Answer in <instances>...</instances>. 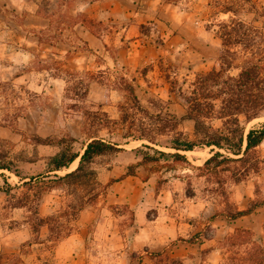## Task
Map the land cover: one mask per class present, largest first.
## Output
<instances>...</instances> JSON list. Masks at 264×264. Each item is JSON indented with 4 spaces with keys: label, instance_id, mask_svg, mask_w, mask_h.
Wrapping results in <instances>:
<instances>
[{
    "label": "rangeland",
    "instance_id": "obj_1",
    "mask_svg": "<svg viewBox=\"0 0 264 264\" xmlns=\"http://www.w3.org/2000/svg\"><path fill=\"white\" fill-rule=\"evenodd\" d=\"M27 2L36 9L43 26L30 29L37 46L31 48V59L26 64H17L5 72L0 70V164L10 167L0 170V236L26 229L32 234L31 241H36L44 228L42 232L46 229L48 239L52 240L48 229L52 225H60L70 230L69 234L73 233L77 229L76 218L55 216L70 212V206L79 199L86 201L95 192H99L98 197L85 207L97 203L111 187L121 202L109 203V214L121 216L122 229L136 230L131 206L140 204L148 194L142 187L148 182L155 185L154 191L150 189L151 194L161 190L167 195L165 201L168 200L160 202L161 205L151 201L149 218L157 215L159 206L171 210L162 216L164 218L183 216L187 219L191 216V207L203 206L207 211L202 215V222L212 219L218 222L251 202H264V140L246 163L230 162L210 166L208 170L198 169L216 150L202 147L182 152L188 163L159 157L157 162L136 166L133 175L118 179L129 165L140 160L136 148L142 144L164 152L173 151L169 147L173 118L179 119L185 111L179 92L188 88L197 73L215 67L221 48L217 35L219 21L231 16L253 23L261 29L264 45V0ZM225 6L237 10L236 15L220 12ZM147 7L154 8L153 13L147 14ZM13 18L17 23L23 20L18 12ZM132 25L134 28L130 29ZM21 33L17 29L13 36L1 34L0 37L15 40V47H20ZM136 35L141 38V45L145 44L138 46L142 51L135 55L141 60L135 67L122 64L129 58L128 41ZM5 58V64L11 61ZM237 72V68H231L228 74ZM122 76L133 84L141 109L135 108L122 89L119 79ZM80 77L87 80L84 97V86L77 81ZM263 123L264 112L243 122L244 136L250 128ZM209 124L218 128L221 121L212 119ZM128 130L144 137L129 138L124 143L120 135ZM177 130L193 139L192 120L179 119ZM89 135L119 142L123 148L120 152L94 158L90 167L96 172L98 186L87 184L75 189L63 184L48 188L39 198L38 188L29 190L21 185L28 177L46 172L48 157L59 150L54 145L35 143L34 137L53 140L72 137V149L81 152ZM143 150L154 154L151 149ZM77 163L78 158L58 174L71 171ZM254 164L256 169H253ZM109 181L112 183L105 187ZM53 217L56 223L49 220ZM38 218L48 220V224L36 227L34 232L32 227L39 223ZM248 224L250 228L238 227L249 230L242 240L259 243L264 235V203L257 207ZM212 228L206 225L202 231L210 235ZM233 234L234 231L226 233L214 243L221 254L218 264L229 256L228 250L233 249L226 241ZM27 244H21V249ZM245 247L247 245L237 248ZM243 255L239 252L235 256ZM196 256L198 264H210L203 251ZM3 258L11 257L0 255V264ZM156 262L183 264L179 257L167 251L159 253Z\"/></svg>",
    "mask_w": 264,
    "mask_h": 264
},
{
    "label": "trees",
    "instance_id": "obj_2",
    "mask_svg": "<svg viewBox=\"0 0 264 264\" xmlns=\"http://www.w3.org/2000/svg\"><path fill=\"white\" fill-rule=\"evenodd\" d=\"M220 12H228L235 16L237 10L225 6ZM83 22L80 20V23ZM217 26L221 48L215 67L206 72L197 73L188 88L179 92L185 105L184 114L179 119L193 121V139L184 137L183 133L177 130L179 119L174 117V131L169 145L173 151L164 152L148 144H142L136 148L140 160L129 165L118 179L133 175L136 166L157 162L159 157H169L173 162L188 163L182 152L202 147H211L212 151L216 150L201 166H198V169L208 170L210 166L215 167L230 162L246 163L252 151L264 140V123L259 127L250 128L245 136L242 125L243 122L257 118L264 112V45L261 29L253 23L231 16L229 19L219 21ZM231 68L238 69L236 75L228 74ZM119 79L128 99L136 109H141L133 84L123 76ZM77 81L78 84L84 86L82 92V97H84L87 80L80 77ZM212 119H219L221 126L214 128L210 125L209 121ZM130 131L120 135L125 140L124 143H127L129 138L141 139L144 137L142 134L136 135ZM73 141L72 137L55 140L49 137H34L35 143L54 145L59 150L48 157L46 172L28 177V180H23L21 185L26 186L29 190L38 188L37 197L39 198H41L42 192L47 191L48 188L63 184L72 185L75 189L87 184L98 186L96 172L90 167L94 158L123 150L121 143L96 135L88 136L81 152L72 149ZM144 148L151 149L154 154L143 150ZM77 158L78 163L74 169L62 175L58 174L59 171L68 168ZM254 168H257L255 164ZM1 169L9 170L10 167L7 164H0ZM111 181L106 183L105 187L110 185ZM98 195L99 192H95L90 194L86 201L79 199L75 205L70 206V212L63 211L55 217L69 216L75 219L79 211L86 204L95 200ZM263 203L251 202L248 207L225 216L234 219L247 215ZM56 218L53 217L49 220L56 223ZM38 221V224H33L34 232L37 231L36 227L48 224V220L45 221L43 218H38ZM48 229L49 237L53 241L59 240L70 232L60 225H52ZM234 232L235 235L226 238L227 245L233 249L228 250L229 256L223 258L220 264H264V235L259 243H255L249 239L242 240L244 239L243 234L249 233V230L236 228ZM244 245L247 247L241 250L237 248ZM239 252L244 255L242 257L235 256Z\"/></svg>",
    "mask_w": 264,
    "mask_h": 264
},
{
    "label": "crops",
    "instance_id": "obj_3",
    "mask_svg": "<svg viewBox=\"0 0 264 264\" xmlns=\"http://www.w3.org/2000/svg\"><path fill=\"white\" fill-rule=\"evenodd\" d=\"M152 9L154 8L147 7L145 12L153 13ZM17 12L23 16L22 22L17 23L13 18ZM38 27H43L40 25V17L27 0H0V36H13L17 29L22 32L18 40L20 47H15V40L0 37L3 39L0 41V70L5 72L14 69L17 64L30 61L31 48L37 46L30 29ZM133 28L134 25L130 29ZM144 45H141L138 35L130 39L129 58L122 64L135 67L141 60L135 55L142 51L137 48ZM5 57L11 60L7 64L3 60ZM142 187L148 194L143 196L140 204L131 206L136 230L122 229L121 216L109 214L108 204L121 202L120 196L111 187L104 199L79 211L75 219L77 229L60 240H49L47 230L42 232L44 228H41L36 241H31L32 234L26 229L4 233L0 236V255L11 258H3L2 264H156L158 254L163 251L179 257L183 264H198L196 254L203 251L210 264H218L221 254L214 244L216 240L238 227L250 228L248 223L257 211L256 208L251 213L234 219L225 216L223 221L214 222L212 219L202 222V215L207 211L203 206L191 207L188 219L183 216L164 218L162 216L171 213V210L159 206L157 215L149 218L148 210L153 207L151 201L163 204L167 195L161 190L151 194L150 189L154 191L155 185L150 182L142 184ZM191 217H194L193 220ZM206 225L213 227L210 235L202 231ZM23 243L28 244L21 249ZM47 244L50 246H46Z\"/></svg>",
    "mask_w": 264,
    "mask_h": 264
}]
</instances>
